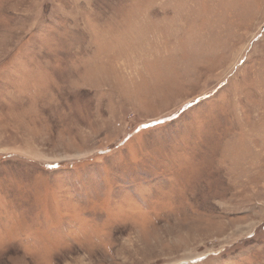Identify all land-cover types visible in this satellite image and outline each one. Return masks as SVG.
<instances>
[{
	"label": "rangeland",
	"instance_id": "1",
	"mask_svg": "<svg viewBox=\"0 0 264 264\" xmlns=\"http://www.w3.org/2000/svg\"><path fill=\"white\" fill-rule=\"evenodd\" d=\"M0 264H264V0H0Z\"/></svg>",
	"mask_w": 264,
	"mask_h": 264
}]
</instances>
